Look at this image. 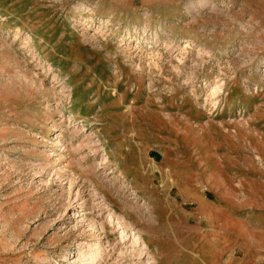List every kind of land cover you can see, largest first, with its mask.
<instances>
[{
  "label": "rangeland",
  "instance_id": "374dc122",
  "mask_svg": "<svg viewBox=\"0 0 264 264\" xmlns=\"http://www.w3.org/2000/svg\"><path fill=\"white\" fill-rule=\"evenodd\" d=\"M0 264H264V0H0Z\"/></svg>",
  "mask_w": 264,
  "mask_h": 264
},
{
  "label": "bare ground",
  "instance_id": "6f19581e",
  "mask_svg": "<svg viewBox=\"0 0 264 264\" xmlns=\"http://www.w3.org/2000/svg\"><path fill=\"white\" fill-rule=\"evenodd\" d=\"M258 155V154H257ZM260 159V158H259ZM120 174H123V172H120ZM189 187H191V188H188V191L190 190H192L193 191V194H196V190L194 189V187H192L191 185L189 186ZM143 208V211H144V207H142ZM217 242H218V240L217 239H213L212 241H211V243L214 245V246H217Z\"/></svg>",
  "mask_w": 264,
  "mask_h": 264
}]
</instances>
